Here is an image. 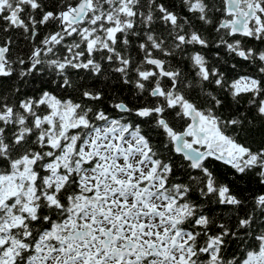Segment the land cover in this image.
I'll return each instance as SVG.
<instances>
[{"label": "snow or ice", "instance_id": "1", "mask_svg": "<svg viewBox=\"0 0 264 264\" xmlns=\"http://www.w3.org/2000/svg\"><path fill=\"white\" fill-rule=\"evenodd\" d=\"M0 264H264V0H0Z\"/></svg>", "mask_w": 264, "mask_h": 264}]
</instances>
